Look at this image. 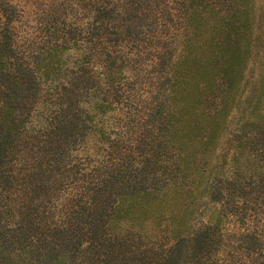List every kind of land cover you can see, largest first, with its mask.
Instances as JSON below:
<instances>
[{
    "label": "trees",
    "instance_id": "1",
    "mask_svg": "<svg viewBox=\"0 0 264 264\" xmlns=\"http://www.w3.org/2000/svg\"><path fill=\"white\" fill-rule=\"evenodd\" d=\"M0 264H264V0H0Z\"/></svg>",
    "mask_w": 264,
    "mask_h": 264
}]
</instances>
